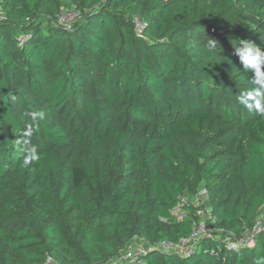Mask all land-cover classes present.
<instances>
[{"label":"trees","instance_id":"16d2710c","mask_svg":"<svg viewBox=\"0 0 264 264\" xmlns=\"http://www.w3.org/2000/svg\"><path fill=\"white\" fill-rule=\"evenodd\" d=\"M235 39L264 49V0H0V264H106L137 238L178 244L205 208L215 236L143 264H264V231L223 240L264 207V114L238 99L259 85Z\"/></svg>","mask_w":264,"mask_h":264},{"label":"built area","instance_id":"2783aa9c","mask_svg":"<svg viewBox=\"0 0 264 264\" xmlns=\"http://www.w3.org/2000/svg\"><path fill=\"white\" fill-rule=\"evenodd\" d=\"M81 16L82 14L79 10H64L58 16L57 24L68 30L81 18ZM135 24L138 32L140 33L145 25L139 20H137ZM197 201L198 195L196 196L194 202ZM187 202L188 199L182 198L179 203L169 211V217L174 219V221L184 220L186 218V213L184 212L182 206ZM263 208H261V210ZM198 213L200 214L201 212L198 211ZM207 231H209V229L204 223H194L191 234L187 238L182 239L178 244H173L168 241H160L156 243V247L155 244H153V246L130 244L125 250L120 252L114 259L110 260L106 264H143L144 258L149 253V250L151 251L154 249H161L164 252L178 251L182 252L185 256H188L193 252V245L195 242H197L200 237L205 236ZM262 231H264V212L255 219L251 226L244 229L239 238L234 241V244L250 247Z\"/></svg>","mask_w":264,"mask_h":264},{"label":"clouds","instance_id":"9594fccd","mask_svg":"<svg viewBox=\"0 0 264 264\" xmlns=\"http://www.w3.org/2000/svg\"><path fill=\"white\" fill-rule=\"evenodd\" d=\"M208 46L210 50L216 49L218 44L215 40L208 38ZM234 49L233 55L238 57L243 72L252 73L251 82L259 87L252 91L241 94L238 99L250 111L255 109L260 114H264V49L250 40L235 39L232 43ZM224 57H216L215 62L221 63ZM33 119L42 117L43 113H30ZM24 143H27L25 141ZM39 159V156L32 148L27 151L23 159L24 166H28L31 162Z\"/></svg>","mask_w":264,"mask_h":264},{"label":"rangeland","instance_id":"374dc122","mask_svg":"<svg viewBox=\"0 0 264 264\" xmlns=\"http://www.w3.org/2000/svg\"><path fill=\"white\" fill-rule=\"evenodd\" d=\"M72 9V8H71ZM71 9H68V10H71ZM203 200V199H202ZM200 204H201V201L199 202ZM198 202H193V204H195V205H197V206H200V204H199ZM264 212V208L259 212V214L258 215H261L262 213ZM202 214V216H201V218H202V220H200V221H205V219H208L207 217H208V214H209V212H208V208H205V209H203L202 210V212L200 213V215ZM171 219H167V220H161L162 222H169ZM219 231L217 230V229H213L212 228V230H210V233H209V231H207V233L208 234H212L213 236H215V234H217ZM132 244L133 245H142V244H145V245H149L148 243H145L142 239H140V238H137V239H135L133 242H132Z\"/></svg>","mask_w":264,"mask_h":264},{"label":"bare ground","instance_id":"6f19581e","mask_svg":"<svg viewBox=\"0 0 264 264\" xmlns=\"http://www.w3.org/2000/svg\"><path fill=\"white\" fill-rule=\"evenodd\" d=\"M200 212H202L201 210H199ZM260 212V211H259ZM259 214V213H258ZM198 215H200L199 213H198ZM259 216V215H258ZM257 216V217H258ZM208 217H209V214H208ZM207 217V218H208ZM195 223H204L203 221L202 222H195ZM205 224V223H204ZM209 233H210V229H209ZM206 236H209V234L207 233L205 236H202V237H200L198 240H197V242L201 239V238H203V237H206ZM228 239V240H227ZM223 240H224V242H228V243H234V241H233V239H231V237H225V238H223ZM197 242H195V244L197 243ZM194 244V245H195ZM143 245V244H142ZM193 245V246H194ZM144 246V245H143ZM155 247H156V245H155ZM176 252H178V251H176ZM180 253H182V252H180ZM183 254V253H182ZM184 255V254H183Z\"/></svg>","mask_w":264,"mask_h":264}]
</instances>
